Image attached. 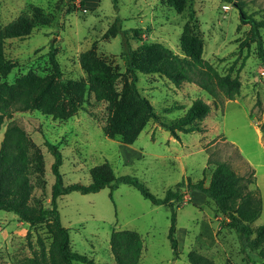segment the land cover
I'll list each match as a JSON object with an SVG mask.
<instances>
[{
	"label": "rangeland",
	"instance_id": "1",
	"mask_svg": "<svg viewBox=\"0 0 264 264\" xmlns=\"http://www.w3.org/2000/svg\"><path fill=\"white\" fill-rule=\"evenodd\" d=\"M243 12L264 20V0H243ZM194 10L195 18L190 19ZM26 14L34 20L32 31L22 38H9L3 52L13 66L2 80L12 83L32 71L39 76L51 73L50 46L56 48L63 82L85 78L79 54L94 49L120 72L117 86L129 79L121 54L122 37L108 29L116 16L128 29L133 47L159 42L181 54L180 37L186 22L195 23L193 31L203 41V58L221 74L238 75L240 92L234 99L221 97L214 103L193 83L174 86L158 73L137 71V87L163 120L182 115L192 100L203 98L211 105L201 122L204 131L170 132L150 118L132 144L102 131L106 103L87 92L79 109L66 118H56L40 109L18 110L0 128V142L6 124L13 120L31 138L44 163V188L34 195L48 206L54 176L53 155L45 141L62 156L59 171L64 184L90 182L89 169L104 161L116 175L136 176L148 190L161 197L182 179L205 184L216 161H226L245 176L253 170L262 200L260 216L251 224H264V63L257 55L256 43L243 44L251 33L250 22L241 18L239 8L224 0H187L181 12L168 0H0V25ZM264 47V25L259 27ZM182 105L181 107H175ZM182 198L174 201L175 237L178 255L167 237L170 208L153 204L132 185L119 183L113 191L104 187L97 192L71 191L57 198L61 222L69 230L70 248L85 253L97 264H116L109 246L113 229H132L143 239L138 264H190L187 253L196 250L216 264H247L236 232L227 225L216 205L203 193L181 188ZM48 244L45 223L29 226L10 211L0 210V264H24L31 256L29 242L37 237ZM73 264H86L74 261Z\"/></svg>",
	"mask_w": 264,
	"mask_h": 264
},
{
	"label": "trees",
	"instance_id": "2",
	"mask_svg": "<svg viewBox=\"0 0 264 264\" xmlns=\"http://www.w3.org/2000/svg\"><path fill=\"white\" fill-rule=\"evenodd\" d=\"M187 0H168L177 12H181ZM239 8L241 18L250 22L251 33L243 44L256 43L257 55L264 63L263 40L259 27L264 20H256L243 12V0H224ZM116 6V0H113ZM195 18L194 10L190 19ZM195 23L186 22L180 37L181 54L159 42H148L133 47L128 29L121 27V18L116 16L114 24L108 31L122 37L121 54L129 72V79H124L121 87L117 86L120 72L94 49H86L79 54V65L85 78L63 82L61 67L56 56V48L50 46V74L39 76L28 71L8 83L2 77L10 72L13 64L3 52V44L9 38L27 36L34 28V20L26 14H19L11 21L0 25V128L6 118L13 112L38 108L42 113L56 118H66L80 107L87 92L97 101L106 103V114L101 126L102 131L110 138L119 136L125 144H132L152 118L165 127L174 138L178 132L204 131L201 125L210 113L211 105L201 97H196L185 112L170 120L158 116L150 101L143 96L137 87V71L149 74L158 73L167 78L174 86L184 82L193 83L219 103L221 97L234 99L240 92L241 81L238 75L221 74L203 58V41L193 31ZM175 107H181L178 105ZM53 155L51 172L54 181L51 186L49 205H44L34 195L36 187L44 188L45 180L43 157L35 148L26 130L13 120L5 127L0 142V210L13 212L29 226L45 223L51 236L46 244L38 236L36 246L29 242L31 256L24 264H73L79 261L86 264L97 262L86 255L70 248L68 228L61 222L57 198L71 191L80 193L97 192L104 187L111 191L119 184L134 186L140 194L153 204H166L170 208V225L167 237L174 255H178L175 237L176 211L174 201L182 198L181 188L203 193L217 207L226 219L228 226L236 232L247 264H264V224L252 227L260 216L262 200L259 188H248L255 183L254 172L247 176L236 172L226 161H216L207 184L203 178L197 181L182 179L174 188H168L164 195L158 197L136 176L116 175L109 162L104 161L89 169L90 182L64 184L59 168L62 164L61 152L50 142L45 141ZM109 246L116 264H138L143 250L141 235L132 229H113L109 236ZM190 264H216L213 259L196 251L187 253Z\"/></svg>",
	"mask_w": 264,
	"mask_h": 264
}]
</instances>
